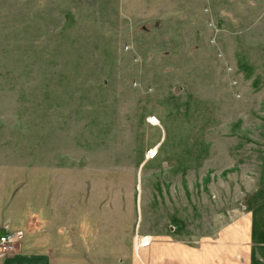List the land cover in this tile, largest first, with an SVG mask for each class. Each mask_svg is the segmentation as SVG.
<instances>
[{"label": "rangeland", "instance_id": "374dc122", "mask_svg": "<svg viewBox=\"0 0 264 264\" xmlns=\"http://www.w3.org/2000/svg\"><path fill=\"white\" fill-rule=\"evenodd\" d=\"M262 129L264 0H0L1 212L21 190L1 257L195 243L243 200Z\"/></svg>", "mask_w": 264, "mask_h": 264}, {"label": "crops", "instance_id": "0c3cea01", "mask_svg": "<svg viewBox=\"0 0 264 264\" xmlns=\"http://www.w3.org/2000/svg\"><path fill=\"white\" fill-rule=\"evenodd\" d=\"M261 133L260 142L264 143V129ZM245 175L249 183L243 200L238 202L235 199L232 202L225 222H219L217 226L214 223L212 232L198 234L195 243L154 236V241L148 244L149 247L143 256L132 257V264H143L144 257L148 264H264V150L251 169V175ZM20 193L21 190H12L6 195L8 206L5 207L4 213L0 211V216L4 218L0 220V234L19 229L12 227V221L18 216L17 212H13V208H19L15 196ZM10 210L12 216H7ZM37 236L44 239L46 235ZM72 236L76 239L77 234L73 233ZM47 239L54 241L57 238L50 235ZM28 247L25 244L15 255L0 256V264L65 263L62 260L54 261L50 249L31 251ZM82 255L85 262L92 264L86 253Z\"/></svg>", "mask_w": 264, "mask_h": 264}, {"label": "built area", "instance_id": "2783aa9c", "mask_svg": "<svg viewBox=\"0 0 264 264\" xmlns=\"http://www.w3.org/2000/svg\"><path fill=\"white\" fill-rule=\"evenodd\" d=\"M17 236L18 233H15L13 231H5L4 233L0 234V245L9 246ZM140 243L143 246L148 245L150 243V237H142Z\"/></svg>", "mask_w": 264, "mask_h": 264}]
</instances>
